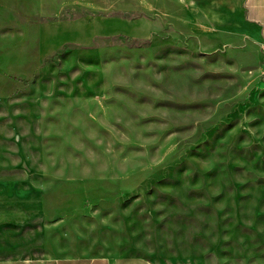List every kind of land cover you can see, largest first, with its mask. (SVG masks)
Listing matches in <instances>:
<instances>
[{"label": "rangeland", "instance_id": "1", "mask_svg": "<svg viewBox=\"0 0 264 264\" xmlns=\"http://www.w3.org/2000/svg\"><path fill=\"white\" fill-rule=\"evenodd\" d=\"M210 5L0 0L9 226L32 256L264 264V59Z\"/></svg>", "mask_w": 264, "mask_h": 264}, {"label": "crops", "instance_id": "2", "mask_svg": "<svg viewBox=\"0 0 264 264\" xmlns=\"http://www.w3.org/2000/svg\"><path fill=\"white\" fill-rule=\"evenodd\" d=\"M209 2L214 6L210 5L205 11L208 17L207 27L216 33L236 36L244 48L245 57L264 59V0H219L218 3L209 0ZM17 67L11 64V61L5 68L0 66V105L13 94L18 97L21 72L16 71ZM9 75L15 77H6ZM6 136L0 132V264H130L131 261L125 259L51 255L40 257L29 253L31 250H37L39 246L26 243L23 230L9 226L10 209L14 210L10 203L18 202L19 172L22 188L24 165L19 162L3 161L2 146H5L3 143L9 142ZM20 193L23 195V191Z\"/></svg>", "mask_w": 264, "mask_h": 264}]
</instances>
